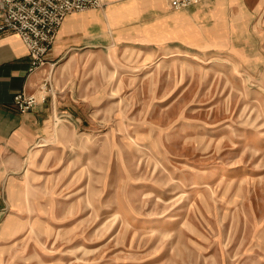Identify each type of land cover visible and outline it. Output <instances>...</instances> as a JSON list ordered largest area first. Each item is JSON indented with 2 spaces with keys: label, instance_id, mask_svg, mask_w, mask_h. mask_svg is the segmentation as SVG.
<instances>
[{
  "label": "rangeland",
  "instance_id": "374dc122",
  "mask_svg": "<svg viewBox=\"0 0 264 264\" xmlns=\"http://www.w3.org/2000/svg\"><path fill=\"white\" fill-rule=\"evenodd\" d=\"M181 11L46 66L45 130L0 167V264H264V7L164 34Z\"/></svg>",
  "mask_w": 264,
  "mask_h": 264
},
{
  "label": "crops",
  "instance_id": "0c3cea01",
  "mask_svg": "<svg viewBox=\"0 0 264 264\" xmlns=\"http://www.w3.org/2000/svg\"><path fill=\"white\" fill-rule=\"evenodd\" d=\"M263 7L264 0H208L172 14L182 15L185 24L179 22L178 26L169 30L164 27V34L179 31L189 33L190 30L198 38L203 30L209 29L227 35L235 21H250L253 15L261 13ZM166 10L170 8L165 0H106L102 8L68 13L46 55V63L32 72L28 71L30 58L21 38L13 31L1 32L0 167L10 170L20 168L22 160L45 130L51 101H45L42 95L38 97L37 87L43 79L46 66L54 64V58L61 57L71 49L86 48L75 45L103 47L110 40L120 42L142 37L139 33L141 24L130 25L131 22L151 12L149 23L154 27L159 26L171 16ZM19 90L33 93L37 98V103L26 112H20L13 103V95ZM10 218L5 188L0 182V229Z\"/></svg>",
  "mask_w": 264,
  "mask_h": 264
},
{
  "label": "built area",
  "instance_id": "2783aa9c",
  "mask_svg": "<svg viewBox=\"0 0 264 264\" xmlns=\"http://www.w3.org/2000/svg\"><path fill=\"white\" fill-rule=\"evenodd\" d=\"M208 0H166L170 9H184ZM106 0H0V33L13 31L21 38L30 58L28 71L46 63L59 26L71 12L104 7ZM13 103L20 112L30 110L36 95L19 90Z\"/></svg>",
  "mask_w": 264,
  "mask_h": 264
}]
</instances>
